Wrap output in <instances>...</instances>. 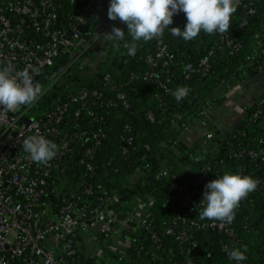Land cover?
<instances>
[{
  "label": "trees",
  "instance_id": "trees-1",
  "mask_svg": "<svg viewBox=\"0 0 264 264\" xmlns=\"http://www.w3.org/2000/svg\"><path fill=\"white\" fill-rule=\"evenodd\" d=\"M239 2L226 32L239 45L233 54L226 47L219 48L223 33L206 34L201 31L190 41L173 36L171 27L183 30L187 23L182 12L173 17V24L160 37L172 56L167 89L158 83L165 77L160 73L157 81L141 77L130 80L132 73L140 74L148 69L146 56L156 52L157 38L137 41L135 56H129L123 44L130 42L131 38L126 36L120 47H116L114 42L111 44L107 57L99 63L94 75L82 81L78 76L79 64H75L69 75L49 85L46 94L38 101L41 113L64 100L70 92L81 88L89 92L87 104L80 109V117L77 122L75 119L72 121L86 134L80 140L79 150L74 152V145L63 160L65 168L61 174V189L81 208L88 209L101 202L103 208L113 213L116 222L134 217L128 220L129 226L123 230L122 240L127 235L135 239L132 229L142 230L135 216L143 218L145 213H135L134 209L140 204L147 205L151 213L147 221L164 241L163 247L154 251L149 264H168L185 258V253L179 252L177 242L165 235L169 226L176 223L181 226L176 221L177 213L194 219L202 211L201 207L181 208L183 196L191 194L203 198L205 185L227 172L250 175L264 181V116L252 117L258 108L264 112V96L260 102L245 108L244 117L233 130L221 131L209 126L205 133L210 132V138L205 133L191 143L186 138L209 107L221 102L222 94L231 83L254 76L264 66V0ZM250 8L254 9L252 15L247 14ZM204 57L209 60L206 75L194 73L185 78V66L188 63L196 65ZM178 86L189 89L188 95L179 102L172 95ZM118 93L124 95L128 106L117 97ZM108 100L115 101V105H99L101 101ZM77 107L72 105V110ZM148 112L153 114L154 121L147 118ZM66 124L65 128L69 129L71 125ZM127 124L130 125L129 132L124 130ZM95 137L99 144L90 159L94 175L89 181L84 177L93 185V193L77 195L85 171L77 160L82 156L81 150L93 144ZM128 137H131L129 142L126 140ZM52 142L57 144L55 139ZM239 148H254L260 152L256 160H248L245 171L243 159L232 155V151ZM256 164L260 165L258 170ZM200 178H204L202 184L199 183ZM234 212L235 219L231 222L234 238L207 228L192 229L197 236V246L188 257L196 264H229L232 261L229 253L220 252L219 238L231 243L229 252L235 248L243 251L247 247V259L242 261L243 264H264V195L256 189L241 200ZM115 225L107 234L95 237L98 242L104 241L102 247L106 246L103 249L108 252L106 259L89 253L85 255L79 246L80 264H128L120 250L114 252L107 247L111 245L109 232L115 229ZM186 228L190 229L189 225ZM134 245L132 242L124 248L132 263L136 260Z\"/></svg>",
  "mask_w": 264,
  "mask_h": 264
},
{
  "label": "built area",
  "instance_id": "built-area-1",
  "mask_svg": "<svg viewBox=\"0 0 264 264\" xmlns=\"http://www.w3.org/2000/svg\"><path fill=\"white\" fill-rule=\"evenodd\" d=\"M239 3V0H235V6ZM109 5V0H0V67L11 65L14 74L28 69L34 82L44 89L40 100L46 94L47 87L57 82L59 75L83 57L88 42L84 41V36L89 34L87 22L97 23L108 12ZM253 13L254 9L247 10V14ZM223 47L233 54L239 45L225 32L219 45V48ZM60 56L64 58L60 63L61 72L57 76L52 67ZM146 62L148 69L140 74L132 73L130 80L141 77L157 81V74L160 73L165 77L163 82L158 83L163 89H167L170 81L168 66L172 63V56L162 38H157L156 52L148 54ZM208 70L209 60L204 57L196 65L188 63L185 66V78L194 73L204 76ZM88 94L86 88L70 92L64 100L41 113L38 111L39 100L32 106H20L16 112L0 107V264H80L79 246L89 243L90 247L94 244L96 247L98 241L95 237L107 234L114 224L115 229L109 232L111 245L116 246L112 251L120 250L128 264H149L154 251L163 247L162 237L152 230L147 221L151 216L148 208L143 210V218L135 216L142 228L141 231L131 230L135 239L127 235L122 240V232L129 226L128 220L131 221L134 217L116 222L113 213L103 208L101 202L88 209L81 208L61 189V174L65 168L63 160L74 145V152L79 150L80 140L86 134L85 130L78 129L72 121L75 119L77 122L80 117V109L87 104ZM117 97L123 99L124 105L128 106L122 93H118ZM75 104L78 107L72 110V105ZM99 105L110 107L115 105V101H101ZM261 114L264 116V112L258 108L252 117L257 118ZM147 118L150 121L155 119L151 112L147 113ZM64 124L71 126L67 129ZM124 130L129 132L130 125H125ZM36 134L51 142L55 139L57 143V155L46 165L33 162L22 148L23 140ZM205 135L210 138L212 134L207 132ZM126 140L131 141V137ZM98 144L99 140L95 137L93 144L81 150L82 156L77 162L84 166L85 171L81 179L82 187L77 195L93 193V185L86 182L84 177L89 181L94 175L90 159ZM259 153L254 148L232 151L234 157H246L248 160H256ZM255 167L258 170L260 165L256 164ZM257 180L260 183L256 189L264 195V181ZM203 182L204 178H200L199 183ZM201 201L202 198L186 194L180 207L189 210L193 207L203 209ZM176 221L181 226L177 223L169 226L165 235L177 242L179 252H184L185 258L168 264H196L188 257L189 252L197 246L193 228H207L234 238L231 223L201 220L199 217L188 219L180 212L177 213ZM187 225L190 229L186 228ZM116 234L119 235V240L113 237ZM132 242L135 243L136 258L133 263L126 257L124 249ZM218 243L220 252L230 253L231 243L224 242L221 238ZM229 264L243 263L232 260Z\"/></svg>",
  "mask_w": 264,
  "mask_h": 264
},
{
  "label": "clouds",
  "instance_id": "clouds-1",
  "mask_svg": "<svg viewBox=\"0 0 264 264\" xmlns=\"http://www.w3.org/2000/svg\"><path fill=\"white\" fill-rule=\"evenodd\" d=\"M235 10V0H110L109 20H119L126 25L127 32L113 25L104 36L120 47L127 33L131 41L125 42L123 47L127 49V55L135 56L137 41L147 42L161 37L164 30L173 24V17L181 12L186 16V25L183 30L171 27L170 31L173 36L190 41L201 31L206 34L227 32ZM188 92L187 87L178 86L172 95L179 102ZM43 94V87L34 82L28 69L14 74L11 65L0 67V107L16 112L20 106H32ZM22 148L38 164L46 165L57 155V145L39 134L25 138ZM259 183L250 175L230 172L209 181L203 192L201 203L204 207L198 213L199 218L231 223L235 219L234 210L241 200L256 190ZM246 252V246L243 251L235 248L229 257L237 262L244 261L247 259Z\"/></svg>",
  "mask_w": 264,
  "mask_h": 264
},
{
  "label": "crops",
  "instance_id": "crops-1",
  "mask_svg": "<svg viewBox=\"0 0 264 264\" xmlns=\"http://www.w3.org/2000/svg\"><path fill=\"white\" fill-rule=\"evenodd\" d=\"M127 32L126 26L123 28ZM128 36L125 33V37ZM99 67H92L88 77L94 75ZM87 77V78H88ZM86 78V79H87ZM264 96V66L251 77L237 79L230 84L229 89L222 94V100L215 104L203 114V119L193 126L187 134V140H193L203 135L209 126L221 131H230L236 128L245 115V108L261 101ZM89 243L81 246L83 249L89 247Z\"/></svg>",
  "mask_w": 264,
  "mask_h": 264
},
{
  "label": "flooded vegetation",
  "instance_id": "flooded-vegetation-1",
  "mask_svg": "<svg viewBox=\"0 0 264 264\" xmlns=\"http://www.w3.org/2000/svg\"><path fill=\"white\" fill-rule=\"evenodd\" d=\"M103 19V22H101L100 20ZM88 25V42H87V48L83 54V57L81 58V62H85V60L88 59V65L90 66V70L92 67L96 68L97 65L99 63H102L105 58L107 57V52H109L111 44L113 43V41H108L106 40L104 34L106 32H109L112 28L113 25L120 27V28H124V24H122L119 20L116 21H111L108 18V12L105 13L102 18L99 19V21L96 23L94 21H88L87 22ZM100 43L99 47L95 50V43ZM115 43V42H114ZM95 64V65H93ZM86 66V65H85ZM80 68V66H79ZM81 70V68H80ZM88 70V67H83V70H81L82 72L85 73V75L87 76L88 74L86 73V71ZM69 70L63 72L62 75H59L58 73H60L61 71L57 72V76L59 75L58 80H60L62 77H65L64 75H69ZM81 71H79L81 73ZM90 72V71H89ZM78 76L79 73H78ZM85 76V77H86Z\"/></svg>",
  "mask_w": 264,
  "mask_h": 264
},
{
  "label": "rangeland",
  "instance_id": "rangeland-1",
  "mask_svg": "<svg viewBox=\"0 0 264 264\" xmlns=\"http://www.w3.org/2000/svg\"><path fill=\"white\" fill-rule=\"evenodd\" d=\"M99 45H100V43L98 42V43H95V47H94V49L96 50L98 47H99ZM77 64H79V66H80V68H81V70H83V67H88V70L86 71V73L87 74H89L88 72L90 71V66L88 65V59L87 60H85V62H81V59L79 58L78 59V61L76 62V65ZM86 65V66H85ZM93 65H95V64H93ZM72 67H74V65L72 66ZM71 67V68H72ZM78 67V66H77ZM79 68V67H78ZM80 68H79V71H81L80 70ZM94 68V67H93ZM94 70H95V68H94ZM79 79H81L82 81L83 80H86V78L88 77V75L86 76L85 75V73L84 72H82L81 71V73L79 72ZM86 76V77H85ZM34 114H36V112L34 113ZM145 208H147V205H143V204H140V205H138L135 209H134V212L135 213H138V214H140L141 212H143V210L145 209ZM113 237H115V238H117L118 240H119V235L118 234H116V236L115 235H113ZM104 244V241H99L98 242V244L96 245V247H95V244L93 245V247L91 246H89V247H87L86 249H84V254L86 255V254H88V253H90V254H92V255H96V256H99V257H102V258H104V259H106V255H108V252L106 251L105 252V250L103 249L104 247H106V246H104V247H102V245ZM107 247H109V249L112 251L113 249V247H116L115 245H109V246H107Z\"/></svg>",
  "mask_w": 264,
  "mask_h": 264
},
{
  "label": "water",
  "instance_id": "water-1",
  "mask_svg": "<svg viewBox=\"0 0 264 264\" xmlns=\"http://www.w3.org/2000/svg\"><path fill=\"white\" fill-rule=\"evenodd\" d=\"M100 21L103 22V19H101ZM88 25H89V24H88ZM84 31H85V29H84ZM85 40H88L87 35L84 36V41H85ZM63 58H64L63 56H60V57L57 59V63L52 67V71H53L54 73L59 72V70H60V63H62ZM229 80H230V79H229ZM25 121H26V122H29L28 119H25ZM247 164H248V158L245 157V158L243 159L244 171L246 170ZM228 255H229V254H228Z\"/></svg>",
  "mask_w": 264,
  "mask_h": 264
}]
</instances>
